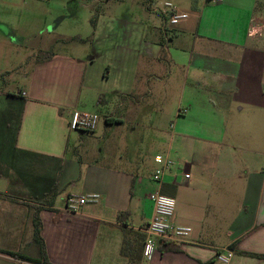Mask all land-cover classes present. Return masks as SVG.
Listing matches in <instances>:
<instances>
[{
    "label": "crops",
    "instance_id": "obj_1",
    "mask_svg": "<svg viewBox=\"0 0 264 264\" xmlns=\"http://www.w3.org/2000/svg\"><path fill=\"white\" fill-rule=\"evenodd\" d=\"M49 1L0 0V35L10 50L24 45L53 51L49 59H34L22 88L0 83V259L32 264L1 250L41 259L33 214L57 182L53 205L40 211L45 264H225L217 259L225 250L234 252L228 264H264V257L253 255H264V27L253 33L264 22V0H167L189 16L172 24V36L164 29L162 40H151L149 28L134 23V45L103 75L115 78L109 89L96 87L95 57L80 54L78 47L76 54L53 50L55 44H84L75 36L90 35L74 28L73 14L56 16L70 21L73 31L54 29ZM145 4L152 8V0L150 7ZM112 30L99 17L94 41L110 42ZM168 65V75L161 74L160 68ZM175 65L186 66L185 77L191 79L172 75ZM152 78L159 87L151 86ZM172 86L182 95L203 98L201 106L180 108L178 118L208 133L191 134L194 158L179 170L173 169L170 147L165 156L157 154L172 162L175 173H167L162 182L148 180L137 165L127 166L134 162L120 143L136 127L126 123L125 112L106 114L100 137L98 126L94 131L69 127L74 108L101 103L105 92L119 94L122 107L146 90L170 93ZM226 136L231 141L224 142L225 155L214 153ZM100 138L108 139L102 146L94 144ZM199 141L206 143L205 152ZM103 153L112 163L104 161ZM156 161L155 169L162 165ZM163 184L175 187L172 221L192 231L182 240L157 238L153 258L141 255L132 263L121 254L124 236L143 251L144 240L136 241V235H145L154 214L149 195ZM92 193L98 194L96 200L73 209L70 199Z\"/></svg>",
    "mask_w": 264,
    "mask_h": 264
},
{
    "label": "rangeland",
    "instance_id": "obj_2",
    "mask_svg": "<svg viewBox=\"0 0 264 264\" xmlns=\"http://www.w3.org/2000/svg\"><path fill=\"white\" fill-rule=\"evenodd\" d=\"M149 1L151 0H50L47 4L52 14H54L52 18L54 29L59 27V29L63 28L64 30L69 29L73 31V24L70 21H65V19L62 21V19L57 18V14H73L75 20L78 22L74 25V28H79L90 36L93 32L91 17L94 15H98V18L101 17L104 24L108 27L111 26V29H113L112 40L110 42L104 43V41H108L104 40L103 42L96 43L93 35L92 40L84 44H55L53 50L76 54L78 53L77 47L82 48L80 54L91 55L96 59V87L99 89L102 87L109 89L112 86L113 88L115 78L109 80L103 75H106L111 70L110 64L122 58V55L119 54H122V52L124 54L130 45H134L135 36L133 35H135L136 28V24L134 23L143 24L144 30L149 28L151 40L152 37L162 40L164 29L167 32V36L174 34V30L171 28L173 25L170 22V8L164 5V2L167 0H154V3L152 0L151 9L147 8L145 4L147 3L148 7H150ZM193 1L196 2L197 0H188L190 3ZM172 3L174 4V2ZM0 28L4 29L2 26ZM57 31L55 32L54 30L52 37L55 43L57 41ZM6 42L5 36L0 35V83L2 87L11 85L12 89L22 88L25 74L32 69L34 59L44 56L45 51L39 52L33 50L31 46L27 47L24 45L16 50H10ZM167 42L172 45L175 41L169 37V39L167 38ZM177 56L184 57L183 60L188 61L189 59L188 56L179 52H177ZM171 68L173 70L172 75L181 77L182 81L184 79H191V77H185L186 66L175 65ZM169 71V65L166 66V70L160 68V73L163 75H168ZM5 80L8 81L5 82ZM102 81H104L103 84ZM150 84L155 87H159L160 85L153 78ZM86 89H84V93ZM170 91V93H164L162 90L158 89L157 91L155 89L153 94H148V90H146L138 100L131 101L128 98L127 104L122 107L119 106L121 101L119 94L113 91L105 92L103 93L101 103H98L96 100L81 108L96 113L99 116L96 133L98 137L102 135V132L104 133L102 130L106 114L113 113L117 115L125 112L126 123H131L136 129L134 132H128L127 136L121 139V148L119 149L122 152H126L134 162V164H128L127 166L133 167L137 165L140 173L148 180L152 177L157 165L156 155L158 153L165 156L168 147H170L169 157H171L170 159L173 162V169L179 170L185 164H190L193 161L194 153L190 149V144L192 145L195 139L191 138V134L206 136L208 133L201 127H193L188 119L178 118L180 108L188 107L190 103L201 106L203 98L184 92L182 95L177 89L175 90L174 86L171 87ZM165 94L166 97H164ZM108 133L110 134V132ZM221 135L222 133L219 132L218 139L221 138ZM107 139H95L94 144L102 146ZM218 141L219 144L214 146V153L218 151L220 155H225L227 148L224 142L228 143L231 139L226 136ZM200 145L202 146L201 149L205 152L206 143L202 142ZM235 145H237V141H235ZM238 155L245 154L239 153ZM102 157H105L104 161L112 163L111 159H108L104 153ZM120 163V161L118 163L114 162V164L118 165ZM0 264H8V262L0 259Z\"/></svg>",
    "mask_w": 264,
    "mask_h": 264
},
{
    "label": "built area",
    "instance_id": "obj_3",
    "mask_svg": "<svg viewBox=\"0 0 264 264\" xmlns=\"http://www.w3.org/2000/svg\"><path fill=\"white\" fill-rule=\"evenodd\" d=\"M213 2H221L223 0H211ZM164 5L170 8V22L171 24H177L182 19L189 16V13L178 10L172 2H164ZM263 21H264V9H263ZM264 27V22L261 27L253 32L254 34H260V30ZM99 122V116L96 113H92L86 110H80L74 108L71 112L69 120V127L72 130L78 131H94L97 128ZM157 160L162 162V165L155 169L152 178L157 182H162L165 175L172 172V162L165 159L163 155H157ZM186 178L190 176L189 173L184 174ZM98 198V194L92 193L85 196L78 197L76 199H70L73 205V209L77 210L81 204L87 201H93ZM149 198L154 204V214L151 220L148 222L145 231L144 246L142 256L146 260H151L157 251V238H168L172 240H182L192 231V227L187 225L175 224L172 218L175 214L177 207V199L169 194L162 193L160 190L150 193ZM234 257L232 250H225L217 253V259L225 264L231 262Z\"/></svg>",
    "mask_w": 264,
    "mask_h": 264
},
{
    "label": "trees",
    "instance_id": "obj_4",
    "mask_svg": "<svg viewBox=\"0 0 264 264\" xmlns=\"http://www.w3.org/2000/svg\"><path fill=\"white\" fill-rule=\"evenodd\" d=\"M97 20H98V15H94L91 17V24L93 27V32H92L91 36H89L87 38H81L80 36H75L74 39H79L83 42L92 40L95 29H96ZM44 53H45L44 56H39L37 58L38 61L43 60V59H49L53 55L52 50H47ZM57 189H58V184L56 182L54 184V186L52 187V190H51V193L49 194V196L40 200V202H38L40 205H35V210H34V214H33L34 235H35L36 242L40 246L41 259H35L31 256L25 255L21 251L1 250L2 252L9 254V255H12L14 257L21 258L23 260H26V261L32 263V264H45L46 263L45 260H42L43 258H46V247H45L44 239L41 235L42 221L40 218V211H41V209H43V207H44L43 205H48V206L53 205L54 199L58 193ZM174 189H175V187L171 184H163V186L161 188V192L165 193V194L173 195ZM144 239H145V235H143L141 233H138L136 235V241H143ZM137 246H138V244L133 245L132 240H130L128 238L127 234H125L124 239H123V245L121 248V254L123 256L127 257L130 262L134 263L135 261H138L139 259H141V255H142V251H141V253H139V247H137ZM133 253H135V257L133 256ZM253 255H257L259 257H264V255H260V254L259 255L253 254Z\"/></svg>",
    "mask_w": 264,
    "mask_h": 264
}]
</instances>
